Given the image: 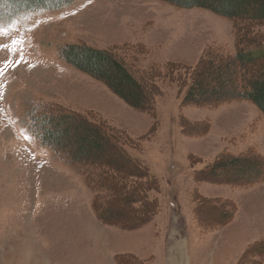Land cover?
<instances>
[{"label":"rangeland","instance_id":"obj_1","mask_svg":"<svg viewBox=\"0 0 264 264\" xmlns=\"http://www.w3.org/2000/svg\"><path fill=\"white\" fill-rule=\"evenodd\" d=\"M237 31L248 47L264 43V22L161 0H75L0 29V264H264V253L252 252L254 243L264 246V184L196 173L218 156L264 159V115L246 101L183 103L194 72L234 55ZM66 45L110 53L150 95L149 110L132 109L64 63L58 51ZM36 103L50 105L54 118L76 116L50 126L67 133V146L53 145L59 154L27 127ZM79 122L95 133L79 132ZM74 147L86 161H66ZM120 152L155 178L156 192L147 191L154 214L141 215L144 201L126 203L131 175L122 186L105 179L102 158L136 172ZM252 174L236 167L220 176L244 182ZM107 208L119 215L102 222L95 214Z\"/></svg>","mask_w":264,"mask_h":264},{"label":"trees","instance_id":"obj_2","mask_svg":"<svg viewBox=\"0 0 264 264\" xmlns=\"http://www.w3.org/2000/svg\"><path fill=\"white\" fill-rule=\"evenodd\" d=\"M74 1L75 0H0V27L11 24L22 14L37 11H59L69 6ZM161 1L182 9H205L217 16L230 20H246L248 23L264 22V0ZM236 35L238 39L236 41V52L234 55H229L228 59H220L218 57V59L212 60L211 63H207L203 70L204 75H202L203 73L194 72V80L183 98V103L198 106L199 104L210 102L246 101L251 103L262 115H264V43L254 44L248 47L247 44H250V41L244 39L240 41V34L238 31ZM58 56L64 63L104 84L114 95L124 101L132 109L139 112H147L152 105V99L146 90H143V87L136 79L110 53L94 50L85 46L78 47L66 45L58 51ZM223 60H225L224 63L219 64L220 61ZM202 64L203 62L201 60L197 64L195 71H198ZM217 76H220V80H223V83L216 86L211 84V79ZM204 77L210 80L206 81ZM50 109V105L36 103L34 109L26 115L32 133L35 135L38 142L42 146L55 150V152L59 154L53 145L67 146V133L49 130L50 126L55 125L56 121L60 124L77 123L73 120L76 116L69 115L66 116V118H54L51 117ZM39 111H41L40 116H36L35 113ZM42 113L43 115L41 116ZM88 130L93 131V134L95 133V130L89 125L79 122V132L87 133ZM104 131H106V133L109 132L108 130ZM115 133H108L109 139L113 141L120 139L121 135ZM93 136L94 140H98L97 142L95 141L96 143L101 141L100 137L96 135ZM119 148L123 149L121 145H119ZM73 149L74 151H68L69 154L67 158L65 157L69 164L73 161L87 160L85 156H82V158H86V160L79 158V154L76 152L75 147ZM120 153L123 155V152ZM123 156L130 162L133 169L136 170V172H134L136 174L134 175L133 172L126 171L123 167L115 166V161L112 163L102 158V164L110 170L109 175H107L105 179L108 181L112 180L114 183H117V185L121 183L120 186H122L124 182L122 183L121 181L125 178L124 176H126V174L131 175L136 183L141 184H137L136 186L135 183L128 188L129 195L126 194L128 197L126 203L128 205L139 203V206H141V202L144 201L146 204L143 206L142 211H140L142 213L141 215L144 216L145 211L146 214H154L155 199L152 197L149 199L147 191L149 193L156 192L155 178L149 175L148 170L137 160L127 155ZM254 158L259 162L258 164L253 161L218 156L212 164L196 171V173L207 172L214 180H222L218 183H230L231 185L264 184V159L258 156H254ZM236 167H244L245 170H252L253 174L251 178L244 182H233L231 178L221 179L220 174L225 173L228 168L235 169ZM141 187L142 189H140ZM118 189L120 188L117 187L116 189L114 186L109 187V190L113 194H119L120 190ZM133 196H135L137 201L132 200ZM92 208L95 209V206L93 205ZM95 215L100 221L105 222L106 216L112 220L116 215H119V212L107 208L101 210V218L98 214ZM142 218H138L132 225L142 221ZM254 245L256 247L252 249V252L264 253V246L260 242H256Z\"/></svg>","mask_w":264,"mask_h":264},{"label":"snow or ice","instance_id":"obj_3","mask_svg":"<svg viewBox=\"0 0 264 264\" xmlns=\"http://www.w3.org/2000/svg\"><path fill=\"white\" fill-rule=\"evenodd\" d=\"M23 59H19V60H16V61H12V62H5V65L4 67H7V66H11V67H16L18 66L19 64L23 63ZM2 68H0V72H2Z\"/></svg>","mask_w":264,"mask_h":264}]
</instances>
